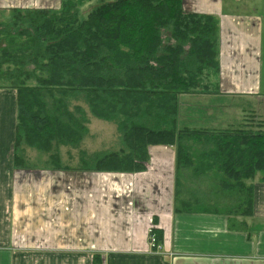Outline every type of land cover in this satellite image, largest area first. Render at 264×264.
Wrapping results in <instances>:
<instances>
[{
  "label": "trees",
  "instance_id": "obj_1",
  "mask_svg": "<svg viewBox=\"0 0 264 264\" xmlns=\"http://www.w3.org/2000/svg\"><path fill=\"white\" fill-rule=\"evenodd\" d=\"M219 38V20L186 12L184 0H62L58 11L14 9L0 20V89L17 91V168L32 167L26 147L47 154L45 166L55 171L135 174L147 170L151 148L170 147L175 212L225 216L231 232L247 233L258 173L264 182V132L178 125L180 97L207 93V79L220 72ZM90 116L115 125L120 149H80ZM63 147L79 150L77 168L62 165ZM184 170L213 173L234 203L221 209L184 200ZM155 234L159 245L162 233ZM93 264H102L100 255Z\"/></svg>",
  "mask_w": 264,
  "mask_h": 264
},
{
  "label": "crops",
  "instance_id": "obj_2",
  "mask_svg": "<svg viewBox=\"0 0 264 264\" xmlns=\"http://www.w3.org/2000/svg\"><path fill=\"white\" fill-rule=\"evenodd\" d=\"M184 5L219 20L220 72L207 79V93L180 97L179 128L264 132L261 15L228 0ZM61 6L62 0H0V20L14 9ZM16 124L17 91L0 89V264H93L95 254L103 264H264L261 174L254 213L244 219L247 233L231 232L225 216L175 212V149L151 148L147 170L135 174L55 171L45 164L19 169ZM151 229L162 233L157 251Z\"/></svg>",
  "mask_w": 264,
  "mask_h": 264
},
{
  "label": "rangeland",
  "instance_id": "obj_3",
  "mask_svg": "<svg viewBox=\"0 0 264 264\" xmlns=\"http://www.w3.org/2000/svg\"><path fill=\"white\" fill-rule=\"evenodd\" d=\"M228 1H230V3L235 5L234 7H237V9L243 13L253 14L254 12H256L255 14L261 15L263 20V49H264V0H228ZM81 18L83 19L85 18V16L81 15ZM184 101L186 100L182 99V102ZM234 104L236 106H241V102L239 101H235ZM242 104L246 108H248L249 105L248 103L242 102ZM187 109L192 110L190 108ZM233 110L234 107L231 109L230 116L233 115ZM189 113L190 112H187L186 114L190 116ZM90 119L91 120L88 125L89 135L82 143L80 149L85 150L88 153L115 151L120 149L121 141L115 125L92 118L91 116ZM249 121L251 120L249 119L248 122ZM254 121L255 123H257L256 120ZM185 126H189V124L187 123ZM24 151H25L24 153L25 157L29 162L28 165L31 166L33 164L42 166L43 164H45V161L48 158L47 154L38 152L37 150H33L25 147ZM60 155L63 166L71 169L78 167L77 165H79V161H78L79 150L76 149L69 150L63 147L60 149ZM260 176L261 175L259 173L257 177ZM181 179H182V183L180 187L181 198H183L184 200L188 201V199H192L194 201L196 198L198 200H203L202 202H207L208 204L215 203V206L221 209L223 207H226L230 203L231 204L234 203L235 198L232 197V195L231 197L228 196L229 194L222 191V188L219 185L220 184L219 179L215 178L213 176V173L208 174L207 176L197 177L194 174L193 170H184V175L183 177H181ZM195 210L205 211L209 209L196 208Z\"/></svg>",
  "mask_w": 264,
  "mask_h": 264
},
{
  "label": "built area",
  "instance_id": "obj_4",
  "mask_svg": "<svg viewBox=\"0 0 264 264\" xmlns=\"http://www.w3.org/2000/svg\"><path fill=\"white\" fill-rule=\"evenodd\" d=\"M149 241H150V245H151L152 249L157 251L159 249V245L157 243V237L155 234V229H151L149 231Z\"/></svg>",
  "mask_w": 264,
  "mask_h": 264
}]
</instances>
